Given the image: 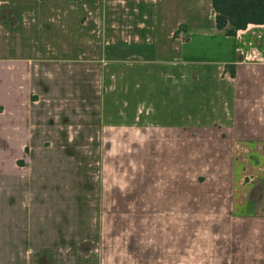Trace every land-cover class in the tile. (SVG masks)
<instances>
[{
	"label": "crops",
	"instance_id": "obj_1",
	"mask_svg": "<svg viewBox=\"0 0 264 264\" xmlns=\"http://www.w3.org/2000/svg\"><path fill=\"white\" fill-rule=\"evenodd\" d=\"M0 264H264V26L0 0Z\"/></svg>",
	"mask_w": 264,
	"mask_h": 264
},
{
	"label": "trees",
	"instance_id": "obj_2",
	"mask_svg": "<svg viewBox=\"0 0 264 264\" xmlns=\"http://www.w3.org/2000/svg\"><path fill=\"white\" fill-rule=\"evenodd\" d=\"M214 23L217 31L234 37L248 25L264 26V0H211ZM234 76L231 66L226 67Z\"/></svg>",
	"mask_w": 264,
	"mask_h": 264
},
{
	"label": "rangeland",
	"instance_id": "obj_3",
	"mask_svg": "<svg viewBox=\"0 0 264 264\" xmlns=\"http://www.w3.org/2000/svg\"><path fill=\"white\" fill-rule=\"evenodd\" d=\"M209 169V166L205 165H197L193 166V182H192V188L193 189H205V188H210L211 183H205L204 180L206 178L203 173L201 174L200 172H204ZM224 187L223 188H228L229 183L224 182Z\"/></svg>",
	"mask_w": 264,
	"mask_h": 264
}]
</instances>
